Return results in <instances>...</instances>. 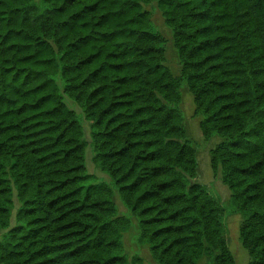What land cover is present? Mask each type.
Here are the masks:
<instances>
[{"label": "trees", "instance_id": "16d2710c", "mask_svg": "<svg viewBox=\"0 0 264 264\" xmlns=\"http://www.w3.org/2000/svg\"><path fill=\"white\" fill-rule=\"evenodd\" d=\"M183 83L264 264V0H0V264H128L132 218L158 264H234L221 199L188 180ZM87 145L108 181L86 173Z\"/></svg>", "mask_w": 264, "mask_h": 264}, {"label": "rangeland", "instance_id": "374dc122", "mask_svg": "<svg viewBox=\"0 0 264 264\" xmlns=\"http://www.w3.org/2000/svg\"><path fill=\"white\" fill-rule=\"evenodd\" d=\"M35 1L39 2L40 0ZM142 6L150 12L154 24L167 39L165 64L174 75H178L180 72V65L178 63L177 51L172 41L170 29L166 26L162 14L154 2L143 3ZM180 90L182 95L181 109L183 112V124L186 129V137L195 150V159L197 162L196 174L189 177L188 180L190 183H201L205 185L211 193L221 199L225 208L223 216V221L226 226L225 241L233 257L234 264H248L252 260V256L243 247L239 233L243 216L240 211L230 206L231 190L222 180L221 167L218 166L216 171H213L211 168V151L220 143L221 138L217 135H213L208 139L204 138L200 127L203 117L196 111L195 99L191 88L183 83ZM85 136L89 140L90 129L86 121ZM85 166L86 173L91 175L93 181H108L107 174L100 169L96 160H94L89 145H87L85 149ZM113 200L117 206L118 214L129 215L127 209L119 202L117 195L113 197ZM17 206L18 202L16 198H13V209L11 212L12 222ZM131 221V225L122 232V248L127 257L128 264H158L151 255L149 244L141 240L138 241L136 219L132 218ZM209 254L210 253L203 254L197 264H207Z\"/></svg>", "mask_w": 264, "mask_h": 264}]
</instances>
